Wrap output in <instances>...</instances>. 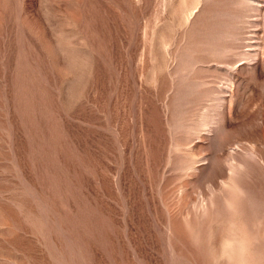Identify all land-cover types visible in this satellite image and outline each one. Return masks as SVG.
<instances>
[{"label":"rangeland","instance_id":"rangeland-1","mask_svg":"<svg viewBox=\"0 0 264 264\" xmlns=\"http://www.w3.org/2000/svg\"><path fill=\"white\" fill-rule=\"evenodd\" d=\"M0 264H264V0H0Z\"/></svg>","mask_w":264,"mask_h":264}]
</instances>
